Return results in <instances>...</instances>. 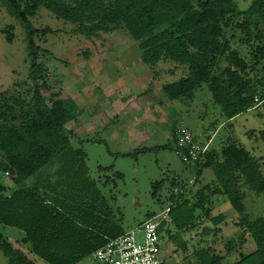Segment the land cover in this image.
<instances>
[{"label": "trees", "instance_id": "16d2710c", "mask_svg": "<svg viewBox=\"0 0 264 264\" xmlns=\"http://www.w3.org/2000/svg\"><path fill=\"white\" fill-rule=\"evenodd\" d=\"M0 1L23 29L30 63L22 90L0 92V174L8 175L7 180L0 177V223L24 232L17 244L0 234L7 264H38L20 244L50 264H78L108 238L128 230L115 221V210L89 173L86 152L73 145L65 130L82 108L71 97L48 101L43 93L50 70L39 58L48 51L36 38L55 30L35 26L41 10L72 23L74 32L87 38L122 27L151 66L175 61L178 65L169 71L184 76L160 87L170 100L191 99L207 85L227 120L264 103V0H251L246 8L240 0ZM13 28L3 29L9 41ZM244 45L251 47L248 55L240 51ZM229 140L220 152H206L195 176L198 182L203 169L212 166L216 181L196 191L193 205L185 189L172 194L176 205L169 215L178 231L190 230L209 219L210 193L224 195L239 214L236 224L256 243L253 252H241L233 264H264V217L250 219L244 203V188L264 194L262 164L243 143ZM199 206L205 209L196 216ZM225 219L222 213L210 218L215 226ZM165 228L170 231L167 221L160 231ZM202 232L209 236L211 227ZM179 244L185 253L187 242ZM194 251L199 264H223L210 244Z\"/></svg>", "mask_w": 264, "mask_h": 264}, {"label": "rangeland", "instance_id": "374dc122", "mask_svg": "<svg viewBox=\"0 0 264 264\" xmlns=\"http://www.w3.org/2000/svg\"><path fill=\"white\" fill-rule=\"evenodd\" d=\"M250 2L240 0L239 5L246 8ZM8 25L14 26L11 41L3 30ZM35 26L55 30L36 38L37 44L48 51L40 53L39 58L50 70L49 88L43 93L48 101L56 96L71 97L82 108V114L67 123L65 130L73 145L86 152L89 173L115 210V221L123 228L133 229L175 206L171 196L182 189L193 205L196 191L216 181L215 171L209 166L195 182L194 175L174 151L171 132L176 124L178 127L183 123L200 141L209 142V150L220 152L230 138L238 140L260 159L264 172V103L228 121L207 85L196 90L191 99L167 98L160 87L184 76L179 70L169 71L178 64L169 59L154 66L146 64L138 45L122 27L87 38L75 33L72 23L58 20L46 9L37 15ZM26 45L21 25L0 3V92L24 88L30 66ZM239 48L248 55L251 47ZM0 177L8 179L5 173ZM244 189L248 217H264V194ZM210 195L209 219H200L190 230L178 231L168 214L170 231L165 228L161 232L164 264H199L194 250L208 244L223 256V264H233L241 252L247 254L256 249L252 236L236 224L240 217L231 203L224 195ZM204 209L197 207L195 215H201ZM220 213L226 219L215 226L210 218ZM203 227H211L209 236L203 234ZM0 234L13 243L24 236L20 229L2 223ZM182 241L187 242L185 253L179 244ZM19 246L38 264H50L28 252L26 246ZM0 264H7L3 251ZM78 264L101 263L90 255Z\"/></svg>", "mask_w": 264, "mask_h": 264}, {"label": "built area", "instance_id": "2783aa9c", "mask_svg": "<svg viewBox=\"0 0 264 264\" xmlns=\"http://www.w3.org/2000/svg\"><path fill=\"white\" fill-rule=\"evenodd\" d=\"M172 140L175 153L195 177L209 150V142L200 141L183 123L177 127ZM169 211L170 207H167L164 212L153 215L137 227L108 238L94 252V257L101 264H164V239L160 230L168 219Z\"/></svg>", "mask_w": 264, "mask_h": 264}, {"label": "crops", "instance_id": "0c3cea01", "mask_svg": "<svg viewBox=\"0 0 264 264\" xmlns=\"http://www.w3.org/2000/svg\"><path fill=\"white\" fill-rule=\"evenodd\" d=\"M229 120H230V119H229ZM229 120H228V121H229ZM176 125H177V124H176ZM176 125H174V126L172 127V132H171V133H172V134H171V135H172V139H173V137L175 136V133H176V128H177Z\"/></svg>", "mask_w": 264, "mask_h": 264}]
</instances>
